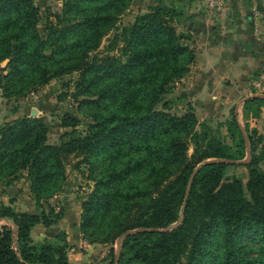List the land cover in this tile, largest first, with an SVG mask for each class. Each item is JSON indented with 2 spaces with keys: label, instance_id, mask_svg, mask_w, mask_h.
Masks as SVG:
<instances>
[{
  "label": "trees",
  "instance_id": "obj_1",
  "mask_svg": "<svg viewBox=\"0 0 264 264\" xmlns=\"http://www.w3.org/2000/svg\"><path fill=\"white\" fill-rule=\"evenodd\" d=\"M133 2L64 0L61 10L49 11L44 34L37 1L0 0L5 96L78 71L70 94L82 96L80 105L94 118L81 130L80 119L65 113L61 125L71 129L58 143L48 140L40 116L0 123V181L25 176L42 207V199L64 187L71 155H79L94 186L77 225L90 242L112 244L104 264H264V133L249 121L242 125L236 106L225 121L229 136L200 120L190 101L174 109L166 94L196 60L192 34L177 27L190 15L174 0H153L124 22ZM107 36L108 51L101 53ZM262 106L264 96L247 99V119L258 117ZM248 143L250 157L242 161ZM232 166H245L247 179L228 173ZM63 217L54 206L31 212L0 202V218L10 221L0 225V264H69L65 230L54 238L32 236L37 224ZM178 220L172 228L123 236Z\"/></svg>",
  "mask_w": 264,
  "mask_h": 264
},
{
  "label": "crops",
  "instance_id": "obj_2",
  "mask_svg": "<svg viewBox=\"0 0 264 264\" xmlns=\"http://www.w3.org/2000/svg\"><path fill=\"white\" fill-rule=\"evenodd\" d=\"M174 2L182 7L186 15H190L189 19L183 18L179 25L183 30L191 32L192 45L196 49V60L192 64L189 77L182 79L181 83L188 84L193 89L191 92L186 88L194 98L195 106L201 110L212 106L204 117L215 116L222 112L224 106L236 102V110L240 112L242 120L245 116L242 99L249 95L264 93V0H229L227 4L229 13L226 18L220 14L212 18L206 3L204 7L201 0ZM253 10L258 11L257 15ZM190 77L191 79L187 81L186 79ZM218 88L223 91L221 94L211 93ZM0 90L1 94V87ZM206 93H211L212 96L208 102L202 97V94ZM217 105L221 111L215 113ZM9 118L11 117L3 113L0 104V123ZM258 126L264 133L263 111L262 117L258 118ZM24 174H27L26 170ZM0 201H13V205L19 210L32 212L37 209L29 181L25 176L10 183L6 179L0 181ZM69 210H71L69 207L66 208L64 217L50 226L37 224L33 232L39 230L38 239H43L51 238L57 232L65 230L70 243L68 252L70 264L89 262L92 254H100L104 264L108 246L86 241L77 225L78 220L72 218L70 220Z\"/></svg>",
  "mask_w": 264,
  "mask_h": 264
},
{
  "label": "rangeland",
  "instance_id": "obj_3",
  "mask_svg": "<svg viewBox=\"0 0 264 264\" xmlns=\"http://www.w3.org/2000/svg\"><path fill=\"white\" fill-rule=\"evenodd\" d=\"M35 1H37L41 5V8H42V19H41L40 28L45 34L44 29L48 21L47 16L49 14V11L53 13L54 11L61 10L63 7L64 0H35ZM247 1H250V0H247ZM153 3H154L153 0H134L130 11H127L123 15V21L125 22V21L133 19L135 14L138 11H146L149 8V6L153 5ZM205 3L209 9L208 11L210 15L212 16V18H216V16L219 14L222 17L228 16L229 12H228L227 4H229V0H201V4L202 5L204 4V7H206ZM222 3H224L223 11L220 10L223 7ZM212 4H216V8L212 7ZM255 11L254 13L256 14ZM53 19L55 18L53 17ZM177 27H178V30L191 33L187 30H183L182 27L179 25V23L177 24ZM192 39L193 37L191 36V39L189 40L191 44H192ZM108 43H109V37L107 36L106 38H104L98 51L101 53H105L106 51H108L107 49ZM112 51H115V50H112ZM6 62H7V59L3 61V65H5ZM189 74L183 77L182 79L188 78ZM78 77H79L78 71H73L65 75H59V76L52 78L45 85L39 86L35 89L28 90L24 95H11V96L6 95L5 96L4 91L2 89V92L0 94V104L3 108V113H6L8 117H11L8 120L12 119V117L14 118V115L20 116L23 114H30V115H36V116L42 117L43 120L49 126V131H48L49 139L48 140L52 143H58L61 140V134L64 131L71 129V127H65L61 125V121L65 113H71L73 115H76L80 119L78 128L81 130H85L88 124L94 121V118L91 115L92 109L88 108L86 104L80 105V102L83 97L80 96L78 98H75L74 96L70 94L75 90V85H76V81ZM190 79L191 77L186 80L188 81ZM1 80L3 81L2 72L0 73V81ZM181 82L182 80L178 81L175 87L173 88V90L166 94V97L172 100L173 108L182 109L181 107L186 106L187 101H190L195 108L196 114L198 113L197 117L200 120H205V119L208 120L215 127H220L223 133L228 135L227 125L225 121L226 119L231 117L232 115L231 111H232V108L236 106V102L232 105L224 106L221 113H218L221 111L220 110L221 108L220 106L218 107L217 105V107H215V113H218L217 115L210 116V117H204L206 112L209 111L212 108V106L204 107V110H201L200 108H198V106H195L194 98H192V95L189 92H187V90L192 92L193 89L189 87L188 84H185V83L183 84ZM219 89L220 88L216 89V91H212L211 93L221 94V92L223 91ZM211 93H206V95L202 94L203 95L202 97L203 99L206 100V102H208L209 99L212 97L210 96ZM34 108H35L36 113L33 114ZM238 108L240 110L241 105H239ZM262 111L264 114V106H262L261 113L258 117H253L251 115L247 119V117L244 116V118H242L241 120L240 112L238 113L239 114L238 117L242 125L245 126V123L249 121L252 127H257V129L260 131L259 126H258V118L262 117ZM260 150H261V147L259 146L258 151ZM80 157L81 156L79 155H76V156L74 154L71 155L70 161L67 164V170H66L67 178L64 182V187L62 188L61 191H59V193L55 194L54 196L50 198L42 199L41 200L42 207L37 205L35 202V206L37 208L36 211L41 212L42 209H45L48 212L50 208L54 206L56 210L63 209L64 214H65L66 208L69 207V209H71L69 210L70 213H68L70 220L71 218L77 219L78 223L81 221L82 201L92 191L93 186H94V180L90 177L89 166L85 163H77ZM262 162H264V156L262 157ZM228 173H236L237 175L242 176L243 179H247V168L245 166H232L230 170L228 171ZM0 202L6 203V204L11 203V205L14 204L13 201H0ZM36 211H32V212H36ZM9 222L10 221L6 218H0V225L3 223H9ZM32 236L34 237L35 240H39L38 239L40 237L39 230H35L33 232V229H32ZM51 238H54V235H52ZM67 238H68V234H67ZM85 240L89 241L88 239H85ZM92 243H95V242H92ZM102 244H104L105 246L106 245L108 246L109 250L106 253V258H107L109 257V252L111 250L112 244L111 243H107V244L102 243ZM118 245L119 244L117 240L116 243H114V246L116 247V249H118ZM99 255L92 254V256H90L89 258L90 261L86 263L87 264H102V258ZM86 263L85 261L82 262V264H86Z\"/></svg>",
  "mask_w": 264,
  "mask_h": 264
},
{
  "label": "water",
  "instance_id": "obj_4",
  "mask_svg": "<svg viewBox=\"0 0 264 264\" xmlns=\"http://www.w3.org/2000/svg\"><path fill=\"white\" fill-rule=\"evenodd\" d=\"M256 96H264V93H258V94H253V95L246 96V97H244V98L242 99V101L245 102L247 99H249V98H253V97H256ZM34 113H36L35 108H34V110H33V114H34ZM249 157H250V145H249V143H248V155H247V158H246V159H243L242 161L247 160ZM210 160H213V159L209 158V159L204 160L202 163H200V164L196 167L195 170H197V168H199V166H200L201 164H203V163H205V162H208V161H210ZM192 180H193V175H192V178L190 179V183H189L188 191H189L190 186H191V184H192ZM187 194H188V193H187ZM179 222H180V220H178V221L172 223L171 225H169V226L166 227V228H153V227H152V228H147V227H138V228H134V229H129L128 231H126V232L123 234V236H126V235H128L129 233L136 232V231L155 230V229H156V230H160V229H168V228H172V227H174V226L177 225ZM118 244H119V245H118L117 253L119 252V249H120V246H121V241H120V240H118Z\"/></svg>",
  "mask_w": 264,
  "mask_h": 264
},
{
  "label": "built area",
  "instance_id": "obj_5",
  "mask_svg": "<svg viewBox=\"0 0 264 264\" xmlns=\"http://www.w3.org/2000/svg\"><path fill=\"white\" fill-rule=\"evenodd\" d=\"M222 5H223V7H222V9H220V10H224V3H222ZM212 7H214V8H216V4H212ZM256 13H258V11L256 10Z\"/></svg>",
  "mask_w": 264,
  "mask_h": 264
}]
</instances>
